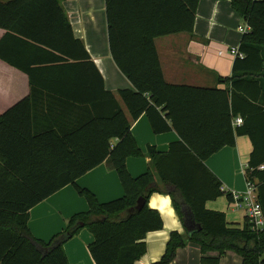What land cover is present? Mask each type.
Returning a JSON list of instances; mask_svg holds the SVG:
<instances>
[{"label": "trees", "instance_id": "trees-1", "mask_svg": "<svg viewBox=\"0 0 264 264\" xmlns=\"http://www.w3.org/2000/svg\"><path fill=\"white\" fill-rule=\"evenodd\" d=\"M200 1L105 0L111 56L134 87L117 93L106 89L60 0L0 1V29L6 31L0 59L30 82L29 96L0 116V264H70L64 246L83 228L94 236L89 251L96 264H135L146 254V236L164 227L148 207L155 193L172 197L190 229L171 234L156 264H171L189 244L200 246L201 264H220L228 252L243 264H264V232L254 233L247 218L243 230L230 229L225 213L206 208L223 196L233 203L206 162L247 136L253 150L245 176L258 183L264 212V1L230 0L250 30L238 48L245 57L235 58L231 77L218 79L223 88L169 84L155 40L192 34ZM10 41L35 60L24 64L7 56ZM142 115L155 134L177 133L167 153L149 146L144 154L138 147L131 130ZM237 117L244 122L234 127ZM145 156L150 169L132 177L127 160ZM104 163L117 172L125 195L101 204L77 181ZM69 185L89 210L48 242L34 238L30 211Z\"/></svg>", "mask_w": 264, "mask_h": 264}, {"label": "crops", "instance_id": "crops-1", "mask_svg": "<svg viewBox=\"0 0 264 264\" xmlns=\"http://www.w3.org/2000/svg\"><path fill=\"white\" fill-rule=\"evenodd\" d=\"M0 1L7 3L11 0ZM60 1L75 37L84 43L103 75L106 89L113 93L121 89L134 90L131 82L117 68L110 53L105 0ZM242 25L246 24L233 10L230 0H201L192 34L181 33L155 40L166 82L192 87L223 88L224 85L218 79L232 76L235 57L229 52L240 46L243 33L238 28ZM5 35L6 31L0 29V41ZM13 48L10 41L5 46V53L15 61L27 64L36 58L29 50ZM221 52L223 55H220ZM29 94L28 76L0 59V116ZM118 100L120 101L119 98ZM131 131L144 154L149 146L154 147L158 153H167L170 145L179 140L175 131L155 134L147 115H142L134 122ZM252 150L250 138L241 136L237 138L235 147H224L208 159L206 166L222 182L223 190L239 195L245 193V173ZM126 165L131 176L137 178L150 169L151 160L147 156L131 157ZM77 185L90 190L101 204L125 195L117 172L105 163L82 176ZM148 207L161 215L164 227L146 236V254L135 264L159 263L166 252L171 234H184L187 230L171 196L152 194ZM206 208L225 213L230 229L243 230L246 226V213L230 203L225 196L208 202ZM88 210L87 201L78 195L74 186L69 185L30 211L28 228L34 238L48 242L55 235L66 231L73 217ZM93 241V234L83 228L67 242L64 248L69 263L96 264L89 251ZM216 255V252L208 254L210 257H217ZM225 256L220 264H243L241 256L234 252H228ZM201 259L200 246L189 244L177 250L171 264H201Z\"/></svg>", "mask_w": 264, "mask_h": 264}, {"label": "built area", "instance_id": "built-area-1", "mask_svg": "<svg viewBox=\"0 0 264 264\" xmlns=\"http://www.w3.org/2000/svg\"><path fill=\"white\" fill-rule=\"evenodd\" d=\"M238 30L241 33H245L249 31L250 28L248 25H245L240 26ZM229 53L235 58L239 57L243 59L245 57V55L240 53V51L236 48L230 49ZM220 55H223V52H221ZM243 122L242 117H237L234 121V127L241 126ZM260 169L263 170L264 166ZM233 203L238 209H241L246 213V217L251 225V230L254 233L260 234L264 232V212L259 202L257 182L247 181V189L245 193L242 195L233 194Z\"/></svg>", "mask_w": 264, "mask_h": 264}, {"label": "water", "instance_id": "water-1", "mask_svg": "<svg viewBox=\"0 0 264 264\" xmlns=\"http://www.w3.org/2000/svg\"><path fill=\"white\" fill-rule=\"evenodd\" d=\"M143 206H144V203L142 202V201H139V205H138V207H137V209L136 210H141L142 208H143ZM187 229H189V228H187ZM202 228L201 227H199V230H201ZM190 230V229H189Z\"/></svg>", "mask_w": 264, "mask_h": 264}, {"label": "rangeland", "instance_id": "rangeland-1", "mask_svg": "<svg viewBox=\"0 0 264 264\" xmlns=\"http://www.w3.org/2000/svg\"><path fill=\"white\" fill-rule=\"evenodd\" d=\"M242 26H245V25H242ZM216 254H217L216 256L219 257V253L216 252ZM224 257H226V256H224ZM224 257L222 258V260L224 259Z\"/></svg>", "mask_w": 264, "mask_h": 264}]
</instances>
